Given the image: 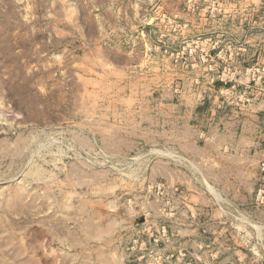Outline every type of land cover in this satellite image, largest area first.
I'll return each instance as SVG.
<instances>
[{"label":"rangeland","instance_id":"rangeland-1","mask_svg":"<svg viewBox=\"0 0 264 264\" xmlns=\"http://www.w3.org/2000/svg\"><path fill=\"white\" fill-rule=\"evenodd\" d=\"M178 34L264 49V0H0V264H264V210L215 230L144 160L174 96L227 80L192 52L228 42Z\"/></svg>","mask_w":264,"mask_h":264},{"label":"crops","instance_id":"crops-1","mask_svg":"<svg viewBox=\"0 0 264 264\" xmlns=\"http://www.w3.org/2000/svg\"><path fill=\"white\" fill-rule=\"evenodd\" d=\"M192 23L187 21L186 27L192 28ZM178 36L191 42L203 39L206 44L220 43V39L228 42L223 46L207 44L192 52L206 56L208 71L222 75L227 72V80L219 76L212 79L205 94L174 96L175 100L164 106L167 111L159 127L149 128L150 134L158 135V141L145 144L144 160L149 162L152 177L185 188L193 214L207 215L208 224L223 231L230 225L227 215H259L264 210L257 200L264 184L260 170L264 162V81L259 85V78H250L246 73L264 67V49L232 45V39L245 34ZM191 46L187 48L193 49ZM191 57L187 66L193 70L199 63ZM243 88L247 95L238 96ZM174 246L172 256L177 258ZM190 246L197 247V240L190 239ZM254 246L264 251V240L256 241ZM195 259L192 253L190 264H196Z\"/></svg>","mask_w":264,"mask_h":264},{"label":"built area","instance_id":"built-area-1","mask_svg":"<svg viewBox=\"0 0 264 264\" xmlns=\"http://www.w3.org/2000/svg\"><path fill=\"white\" fill-rule=\"evenodd\" d=\"M189 53L191 54L190 51H189ZM242 96L245 97V94H242ZM261 166H262V171H264V163H262ZM259 196H260L261 199H264V190L261 189V190L258 191V197Z\"/></svg>","mask_w":264,"mask_h":264}]
</instances>
